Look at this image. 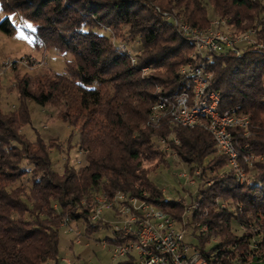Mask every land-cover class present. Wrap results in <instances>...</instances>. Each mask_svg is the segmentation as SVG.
Returning a JSON list of instances; mask_svg holds the SVG:
<instances>
[{"label":"trees","instance_id":"obj_1","mask_svg":"<svg viewBox=\"0 0 264 264\" xmlns=\"http://www.w3.org/2000/svg\"><path fill=\"white\" fill-rule=\"evenodd\" d=\"M10 2L11 8L19 9L32 23L41 41L68 50L73 64L65 63L61 72L41 73L35 80L21 75L15 82L17 107L0 109V177L14 180L31 167L27 193L18 185H0V264H56L59 215L83 219L99 192L107 197L116 191L144 196L175 217L170 208L180 203L162 195L142 165V161L163 158L168 151L159 139L186 163L202 164L204 158L210 161L214 154L225 162L204 122L171 125L165 117L157 124L148 123L151 107L161 93L172 95L191 89L190 77L179 72L184 65L208 69L210 88L219 93V109L239 104V111L250 122L247 135L243 136V129L238 127L232 140L239 156L252 152L258 159L251 160V165L245 162L250 166L246 182H238L229 166L232 170L227 167L218 171L211 184L199 183L194 199L203 209L193 207L185 222L182 215L175 219L183 226L195 221L199 226L205 224V231L198 232L197 227L192 234L200 251L211 255L212 264H264V0ZM154 6L198 28L207 23L208 14L223 17L238 30L255 26L256 40L263 46L241 47L237 52L224 48L196 61L188 53L197 54L193 41L179 34L172 20L160 16ZM116 24L126 26L138 38L141 53L133 65L110 44L102 29L103 25ZM13 29L7 14L0 17L1 32L11 34ZM140 66L160 68L161 72L140 77ZM32 82L36 83L34 87ZM154 84L166 91L157 86L158 90L151 93ZM26 100L39 105L63 101L65 107L59 111V118L77 124L76 147L83 160L80 166L64 164L62 172L57 173L42 139L35 136L29 141L18 134L17 128L29 120ZM217 162L213 160V165ZM222 201L226 206H220ZM52 202H56L58 211ZM196 212L203 216H196ZM96 225L100 226H90ZM236 228L241 229L239 233L233 231ZM210 234L218 237L204 249ZM115 264L135 263L128 258Z\"/></svg>","mask_w":264,"mask_h":264},{"label":"rangeland","instance_id":"obj_2","mask_svg":"<svg viewBox=\"0 0 264 264\" xmlns=\"http://www.w3.org/2000/svg\"><path fill=\"white\" fill-rule=\"evenodd\" d=\"M12 8L10 0H0V17L7 14L14 25L11 34H5L0 31V109L4 111L15 109L18 105L17 97L19 96L15 82L21 75H27L32 80H35L41 73L49 75L53 72H61L65 63L73 64V56L68 50H64L47 40L41 41V38L39 39L32 30V23L22 17L19 9ZM154 10L163 18L171 19L175 30L183 35L180 25L186 24L188 26L189 24L186 21L179 15L168 14L166 10L159 8V6H154ZM208 15V21L203 27L198 28L190 25L189 27L196 28L195 30H204L207 27L213 28L211 20L222 18L224 22L217 26L220 30H229L237 34L251 28L246 27L243 30H238L228 24L223 17H218L216 14ZM102 29L106 33L110 44L121 53H124L128 63L133 65L136 55L141 53L138 47V38L130 34L124 25H103ZM253 34L251 37L256 40L257 32L255 31ZM244 46V43L238 45L239 48ZM188 53L194 56L193 59H195L193 52L188 51ZM179 67L180 65H178L177 71ZM160 72V68L140 66L137 75L141 77L148 73ZM32 84L34 87L36 83L32 82ZM157 86L160 91H166L159 84H154L150 89L151 93L156 91ZM26 106L29 112V120L17 128L18 134L29 141L33 140L35 136L40 137L41 141L49 148L51 167L57 173L60 174L62 172L64 164L73 165L74 167L80 166L83 160L81 153L78 152L76 147L77 124L70 125L59 118V111L65 107L63 101L59 100L57 104L44 103L39 105L31 100H26ZM160 144L161 146L164 145L163 143ZM166 145L168 151L163 155L164 159L158 156L142 161V165L146 168L147 175L157 185L160 193L166 198H174L180 203L179 206L170 208V210L175 217L183 215V222H185L188 214L184 211H186V208L190 211L191 207L196 203L194 195L197 192L198 184H211L213 179L218 176V171L231 168L217 154H214L213 159L210 158V161L204 158L202 164L186 163L173 150H170L168 143ZM215 159H218L216 163L218 170L216 164L213 165V160ZM255 159H258V157L250 152L247 158V161H250V165L251 160ZM241 160L240 166L245 169V175L249 177L248 168L250 166L245 163L244 159L241 158ZM21 163L24 164V161ZM26 169V174H22L14 180H5L0 177V185L4 184L11 187L18 185L23 192L27 193L29 189L27 177L31 167L29 166ZM180 172H184L186 175H180ZM242 182L246 181H240V183ZM76 205H80V203ZM52 207L55 211H58L59 207L56 202H52ZM195 207L198 210L199 208L203 209L200 206ZM76 208L74 207V209ZM202 212L200 214L196 212V216H203ZM107 213V210L102 212L104 219L108 218ZM59 216L57 223L59 225L57 227L56 264H114L120 259L111 257L112 243L105 240V236L110 234L107 228L101 225H87L84 219L69 218L64 213ZM65 216L67 221H64ZM178 221H175V226L183 229L185 240L189 243H196L197 238L195 234H192V230L199 227L197 225L198 221L184 226L183 223H180V220ZM240 230L236 228L233 231L239 233ZM217 237L210 234V238L204 242L203 248L211 247Z\"/></svg>","mask_w":264,"mask_h":264},{"label":"built area","instance_id":"obj_3","mask_svg":"<svg viewBox=\"0 0 264 264\" xmlns=\"http://www.w3.org/2000/svg\"><path fill=\"white\" fill-rule=\"evenodd\" d=\"M211 22L213 28L206 37H194L197 42V54H194L196 61H203L204 54L218 53L224 48L237 52L240 43H244V47L253 49L263 46L260 41L251 37L256 31L255 26L250 28L245 39H238V37L227 36L224 30L217 28L224 22L222 19H213ZM180 27L181 31L191 36L182 25ZM184 75H190V78L195 81L197 103H208L209 111L193 114V110L185 109L183 93H177V96L161 93L160 102L166 103V108H170V97L179 98L178 117L171 119V125L191 126V119L195 117L212 121V129L207 130L217 133L219 143L223 144V151L218 152L225 157V164L236 162L238 176L235 178L238 182L241 181L243 172L242 167H238V158H245V162H250L247 161L250 153L235 156L229 148V141L233 139V130H237L235 125H230V118L232 114H237L239 104L235 103L231 107L219 109V93L210 88V72H200L195 67L185 66ZM240 133L243 136L247 135V132ZM172 140L176 142L175 138ZM159 142L163 143V148L167 149L162 138ZM180 175L186 174L180 172ZM100 198H106V194L99 192L96 203ZM109 206H116V213H109ZM105 210L108 211L107 219H104L102 212H96V209L94 213H86L83 219L87 225L99 223L110 231L105 240L112 243L110 252L113 258H129L135 264H208V260H211L210 255H204L197 245L185 240L183 229L175 226L176 219L172 215L161 207L154 206V203L144 196L116 191L115 202H108Z\"/></svg>","mask_w":264,"mask_h":264},{"label":"bare ground","instance_id":"obj_4","mask_svg":"<svg viewBox=\"0 0 264 264\" xmlns=\"http://www.w3.org/2000/svg\"><path fill=\"white\" fill-rule=\"evenodd\" d=\"M217 19H222V18H217ZM181 25L183 26L184 30L187 31V33H189L191 36H189L188 34H185L184 31L182 33H184L186 36H188L193 41L196 49H197V42L195 41L194 37H206L212 31V27H207L204 30H198V29L195 30L196 28L195 29L193 27L190 28L189 25L188 26L186 24H181ZM211 25H212V22H211ZM249 30L250 29L243 31V32H240V33H237V34H234L231 31H225V33L229 37H238V39H245V37L248 36ZM185 66L195 67L200 72H209L208 70L204 69L203 66L184 65V66L180 67V69H179L180 73L184 74ZM185 76L190 77V75H185ZM190 80H191V89L189 91L179 92V93H183V95H184L185 109L186 110H193V114H201L203 111H209V104L208 103H197L196 83H195V81L192 80V78H190ZM156 89L158 90V87ZM168 95H169V93H168ZM169 96H177V93L169 95ZM160 98H161V95H159L157 97L156 102L151 107V111H150L149 118H148V123H150V124H157L160 119L165 118V117H167L170 122H171V119L178 117L179 98L178 97H170V108H166V103L160 102ZM156 116H161V117H156ZM203 122L205 123L207 129H212V121H210L207 118L195 117V118L191 119V125H195V124H199V123H203ZM230 125H235V127H237V129H238V127H240L243 129L244 132H247V127L249 125L248 116L246 114L240 112L239 108H238L237 114H232V117L230 118ZM209 133L212 136V138L215 142V146L218 149V151H223V144L219 143V137H218L217 133H211V132H209ZM229 148H230V151L232 153H235V156H239L238 151L235 148V145H234V142L232 139H230V141H229ZM228 165L234 169L235 177H237L238 176V169L236 166V162H229ZM238 167H240L239 166V158H238ZM242 172H243V174H242V180L241 181H248V177H247V175H245L246 173L243 170V167H242ZM97 196H98V194L94 195V197H93L94 205L91 208L90 213H94L95 209H96V212H103L107 208L108 202H115V200H116V193L110 197H107V194H106V198H100L96 203V197ZM219 203H220V206H226L225 201H222ZM196 205L197 204L195 203L193 205V207H195ZM154 206H156V205L154 204ZM193 207H191V208H193ZM191 210H193V209H190V211ZM190 211H189V209H187L184 212L185 213L187 212V214H188ZM109 213H116V206H109ZM180 223H183V222H180ZM205 228H206L205 224L200 225L198 232L205 231ZM179 229H181V227ZM227 249L229 250L230 248H227ZM211 258L212 257L210 255V259ZM208 264H212V261L208 260Z\"/></svg>","mask_w":264,"mask_h":264}]
</instances>
